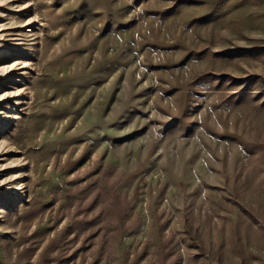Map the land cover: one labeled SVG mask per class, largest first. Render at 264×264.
Wrapping results in <instances>:
<instances>
[{
	"label": "rangeland",
	"instance_id": "374dc122",
	"mask_svg": "<svg viewBox=\"0 0 264 264\" xmlns=\"http://www.w3.org/2000/svg\"><path fill=\"white\" fill-rule=\"evenodd\" d=\"M0 264H264V0H0Z\"/></svg>",
	"mask_w": 264,
	"mask_h": 264
}]
</instances>
